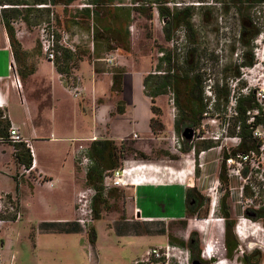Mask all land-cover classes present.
I'll return each instance as SVG.
<instances>
[{
	"label": "rangeland",
	"instance_id": "rangeland-1",
	"mask_svg": "<svg viewBox=\"0 0 264 264\" xmlns=\"http://www.w3.org/2000/svg\"><path fill=\"white\" fill-rule=\"evenodd\" d=\"M122 1L132 6V0ZM80 2L88 4L93 14H109L115 9L110 3L96 6L92 0ZM150 4L148 0L135 5L138 10L132 12L135 17L129 28V52L113 42L107 50L111 55L104 54L102 61H94L97 44L94 39L79 40L69 34L68 46L62 41L61 48L72 51L74 56L68 64L65 60L59 61L58 67L65 73L69 67V72L80 79L84 90L80 98L68 92L64 77L41 51L39 27L48 20L46 10L56 14L59 40L64 32L54 5L48 9L36 5V14H25L29 9L19 7L21 14L12 20V26L27 56L21 60H16L13 53L11 56L9 81L16 96L11 101L18 106H10L9 113L12 111L15 128H19L21 136L30 140L37 150L39 163L37 171L23 169L15 157L22 145L6 143V154L12 157L13 164L21 167L13 171L11 178L0 179L3 200L15 206V211L0 210L1 259L3 254L7 257L2 264H192L194 260L206 264H243L241 260L246 256L250 264H264V217L247 215V212L264 210V3L240 0L236 5L228 0H169L161 6L171 14L192 8L189 13L192 14L191 39H187L182 24L172 30L171 40L165 37L166 20L159 16L158 6ZM249 15L260 31L252 50L244 49L240 42L242 20ZM89 21L93 30V18ZM83 23L85 28L87 22ZM0 36L2 46L9 47L2 22ZM74 46L77 48L73 50ZM171 53L175 56L174 70L181 69L182 59L187 55L189 66H196L192 75L200 76L203 82L201 97L205 113L187 147L181 138L184 129L176 126L179 112L173 90H166L151 101L146 93L151 94L152 90H145L143 86L146 76L169 70L161 58ZM117 54L122 58L118 59ZM250 55L254 57V64L247 67L245 62ZM119 60L125 70L123 77L127 74L129 105L122 93L94 95L91 70L110 72L120 66ZM17 79L20 88L15 87ZM252 94L258 109L247 112L245 117L237 115L236 99L247 100ZM132 105L136 107V114L132 115H136L138 123L134 126L138 130L146 113H152L153 135L142 136L139 141L114 142L120 150L121 165L125 163L126 169L143 166L145 171L135 180L129 179L132 186L104 190L98 202L93 198L95 222L85 231L76 222L75 202L82 189L92 187L86 183L87 168L73 158L75 143L64 139L94 135L97 140L109 139L110 127L129 132L133 126L130 123L133 119L129 118L130 111L134 112ZM118 106L127 117H119ZM3 110L9 117L8 110ZM255 116L261 124L253 127ZM243 118L250 126L247 132H252L253 139L260 142V153L251 154L241 167L228 166L227 161L224 167L225 155L236 161L243 156L238 152ZM51 134L65 142L40 139ZM36 139L40 142L36 143ZM92 143L82 142L87 148ZM233 152L238 155L233 157ZM55 172L56 175L63 173L64 177L58 180ZM10 183L14 185L13 193L7 194L5 189ZM148 186H154L148 195L139 191ZM245 187L253 196H245ZM180 188L183 192L176 198ZM191 188L198 201L188 205L185 197ZM223 202L235 223L234 236L239 242L233 258L227 256L224 244ZM209 219L212 221L205 230L197 227L199 222ZM37 235L41 239L36 248ZM191 239L195 240L192 250L188 248ZM155 248L167 256H149L148 252ZM209 250L212 258L205 255Z\"/></svg>",
	"mask_w": 264,
	"mask_h": 264
},
{
	"label": "trees",
	"instance_id": "trees-1",
	"mask_svg": "<svg viewBox=\"0 0 264 264\" xmlns=\"http://www.w3.org/2000/svg\"><path fill=\"white\" fill-rule=\"evenodd\" d=\"M76 0H0V6H13L11 9L4 8L2 10V25L8 36L10 46L12 48V53L16 60L24 59L27 56V52L22 48L21 43L16 37L15 29L12 26V20L17 17L18 14H21L19 7H26L25 14H36L34 10L36 5H69ZM94 4H113L116 0H92ZM148 0H132V6L126 8L127 13L124 14H92L94 28L92 30L93 39L95 41L99 39H105L109 44V39L112 42L116 43L121 48L125 49L126 52L130 51L129 45V33L126 32L133 19L131 18L132 12L138 10L135 6L138 3L146 2ZM169 0H150V5H157L159 16L165 21L166 25L164 26V34L167 40H171V32L176 26H181L184 24L186 29L187 39H191L189 32L191 31V15L189 14L192 8H186L182 12H176L174 14L170 13V10L166 7L161 6L162 4L167 3ZM232 4H238L240 0H228ZM260 3H264V0H258ZM156 6V7H157ZM48 9V8H46ZM50 14V10H46ZM109 13V12H108ZM49 17V16H48ZM26 21V19L24 20ZM125 28V31H124ZM259 29L253 24L252 18L249 15L246 19L243 18L241 31H240V42L244 49L250 48L253 49V42L259 35ZM188 33V34H187ZM60 56L55 62L56 71L62 76L74 75L72 72H69V67L66 69V73L62 68H59V61L65 60V63L68 64L71 62L72 57L74 56L73 52L66 49L60 48ZM174 55L168 54L165 57L161 58V63L165 65L169 70L163 72L162 74L155 75L150 74L144 78V89L150 88L152 90L151 94L146 93L150 97L151 101L156 97L164 93L166 90H173V94L176 96V106L178 108L179 116L176 122L178 128L192 127L196 129L205 113V105L203 104L204 99L201 97L203 91V82L201 81L200 76L192 75L195 70V65L190 67L188 63L187 55L182 59V67L177 70H174L172 62L174 61ZM193 59V58H192ZM64 62L62 63L65 64ZM254 64V57L250 55L247 57L245 66L251 67ZM68 66V65H66ZM112 87L111 92L117 95L123 92V75L125 70L122 67H117L112 69ZM64 73V74H63ZM228 96V93L227 95ZM247 103V105H243ZM244 106V107H243ZM258 109L255 103V97L252 94L247 100H243L240 97L236 99L235 112L241 117H245L247 112ZM118 114H123L124 109L122 107L117 108ZM247 119L243 118L240 120L241 134L240 139L241 143L238 148V152L243 156H250L251 154H259L260 142L256 139H253L252 132H247L250 126L246 125ZM261 122L258 116L254 117L253 127L260 125ZM11 121L9 117L5 114L3 109H0V140L7 141L8 131L11 127ZM150 127L154 130L153 119L150 121ZM22 150L18 151L15 155L18 163L23 165L25 170H30L32 168V157L29 149L22 145ZM190 150V148H189ZM185 151H188L187 149ZM88 155L92 161L91 166L89 167L86 173L87 185L94 188L96 191V196L94 201L98 202L102 200L104 195V174L106 171H111L117 169L121 165V156L120 150L118 149L116 143L109 139L98 140L93 142L88 147ZM237 152H233L232 156L236 157ZM229 155L224 156L223 165L225 167L226 160L229 159ZM222 174H220L221 179ZM194 188H191L186 193V202L189 205L190 203H195L196 197L194 195ZM245 196H253V193L250 192L248 188H244ZM223 214L225 219L224 226V244L227 250V256L229 258L234 257V253L239 249V242L234 236V226L235 223L231 221V215L224 202L222 203ZM264 210L260 209L254 212H247L255 214L256 217H264ZM96 219L99 218V211L95 210ZM249 216V215H248ZM243 264H250L251 260L246 256L242 258Z\"/></svg>",
	"mask_w": 264,
	"mask_h": 264
},
{
	"label": "crops",
	"instance_id": "crops-1",
	"mask_svg": "<svg viewBox=\"0 0 264 264\" xmlns=\"http://www.w3.org/2000/svg\"><path fill=\"white\" fill-rule=\"evenodd\" d=\"M87 6H88V4L82 3V2H80V0H76L75 2H73L69 5H54L56 12H57L59 24H61V28L64 31L63 33L68 34V35L69 34L75 35L79 38V40L84 39V38L85 39L91 38V33H92L91 22L92 21L90 22L89 20L92 18L93 13H92V10H90V8H88ZM112 6L115 7V9L112 10V12H109V14H111V13H113V14H122V13L126 14L127 13L126 8L130 7V4H125V3H123L122 0H116L112 4ZM2 10H4V7H0V22H2V17H1ZM134 17H135V15L132 14L131 18L133 19ZM84 20L87 22L85 24V28L83 27V24H84L83 21ZM88 22H90V23H88ZM129 28L126 29V32H128L130 34ZM124 31H125V28H124ZM7 40H8V38H7ZM1 42L2 41H1V36H0V109L6 108L8 110V113H9L10 112L9 107L16 104L14 102V100L11 101V99L16 98V96H15V92L12 90V87H11L10 81H9V79L11 78V71H12V60H11L12 52L10 50V48H11L10 44H9V47H8V44H7V46H2ZM109 42H110V44L113 43L111 41V39H109ZM108 45H109V43L105 39L97 40L96 48L94 49V51L96 52V57L94 58V61H102L104 59V57H103L104 54L108 55L111 53V52H107V50H109ZM74 48L76 49L77 46H74L73 50H74ZM92 52H93V49H92ZM115 56L118 57V59L122 58L118 54ZM83 63L84 62L82 61L80 63V66H83ZM118 65H120L118 67L123 68L120 60L118 62ZM91 73L93 75V77H91V80L93 82L94 95L95 96L96 95L105 96L106 94H108V92H111V87H112V74H111V72L106 71L103 73H96L95 70L94 71L91 70ZM127 82L128 81H127V74H126L123 77L122 95H123L124 101H126V103L129 105L130 103L127 101V98H126V95L128 94ZM131 104H134V103L132 102ZM132 107L134 108V112L130 111V113H129V115L131 116L129 118L133 119L132 120L133 122H130L131 124L133 123L132 124L133 126L131 125L132 126L131 131L127 132V130L125 131V129H119V130L114 129V130H112V128L110 127V135H111L110 137L111 138H109V140H112V141H122V140L133 141L132 137H129L131 134H137L140 138L139 140H142L143 139L142 136H148L150 134L153 135V132H152L151 127H150V121L152 119V113L150 111L148 112V114L146 113V116L142 120V128H140L138 130L134 126L138 123V120L136 118V115H132L136 112V110H135L136 107H134L133 105H132ZM119 117L125 118V117H127V114L124 111L123 114H119ZM9 120L11 121L12 125L15 127L14 120L12 117V111H11V113H9ZM17 129L19 130L18 127H17ZM51 135H53L55 137L54 134H51ZM94 136H96V135H94ZM45 138H47V137H45ZM45 138H40V139H43L44 141H51V140H45ZM90 138H92V137H90ZM90 138H71L68 140H66V139H64V140L71 142V140H73V139H90ZM55 139L56 140H52V142H58V141L65 142L63 139H58L56 137H55ZM38 141H39V139H36V143ZM7 142H9V141H1L0 140V157H1V160H0V179L2 177L11 178L12 175H14L13 171H17L19 169V167H21V166H18V164H16V165L13 164L12 157H9V155L6 154L5 147L7 146V144H6ZM75 144H73L72 152L76 148ZM35 160H36V165H35V167H32V168L33 169L36 168V171H37L38 163H39V157H37V150L35 152ZM2 163H3V165H2ZM13 165H14V167H13ZM137 167L139 168V170L137 169ZM22 168L24 169V167H22ZM142 168H143V166H136V167L131 168V170L134 169L132 171L131 179L133 178L135 180L136 178H138L139 174H141L142 172L145 171V170L143 171ZM39 170H43V168L39 167ZM44 173H46V171H44ZM62 174L63 173L60 172L59 175L58 174L56 175V172H55L54 176H56L55 178L60 180L61 177H64ZM155 187H158V186H155ZM13 188H14V185L12 187V184L10 183L9 187L7 189H5V191L7 192V194H12ZM153 188H154V186L153 187L148 186V188L142 187V189L139 191L140 192L142 191L145 195H148L150 193L149 191L152 190ZM182 192L183 191L180 188V190L177 191V193H180V194L179 195L176 194V198H179L180 195L182 194ZM39 239H41V236L37 235L36 236V248L38 247V243L40 242ZM2 249H4V247ZM2 256H3V258L1 260H3L5 262L7 260V257L5 258V254H3Z\"/></svg>",
	"mask_w": 264,
	"mask_h": 264
},
{
	"label": "built area",
	"instance_id": "built-area-1",
	"mask_svg": "<svg viewBox=\"0 0 264 264\" xmlns=\"http://www.w3.org/2000/svg\"><path fill=\"white\" fill-rule=\"evenodd\" d=\"M38 7H44V8H50V5L46 6H38ZM39 37H40V43H41V51L45 57V59L54 66L55 62L57 61L58 57L60 56V48L62 46V41L68 46L69 42V35L63 33L61 36V40L58 38V30L56 27V14L51 11L48 17V20L41 24L39 27ZM91 38L93 39V35L91 33ZM71 48V47H69ZM107 61H111V59H107ZM64 80L66 83V89L68 92L75 98L82 97L84 90L81 85L80 79L75 75L70 76H64ZM16 87L20 88V81L17 79L16 81ZM264 97V96H263ZM139 136L137 134H134L132 137V140H139ZM45 140H56L53 135H50L49 137L45 138ZM7 141L13 143V144H21L25 145L27 149H29L31 157H32V167H35V150L30 142V140H27L23 138L19 132V130L13 126L10 127L8 131V139ZM95 142L97 140V136H93L90 139H73L71 142L78 143L79 145L74 149L73 151V158L76 159L79 164L87 168V171L89 167L92 164V161L88 155V148L85 147L82 142ZM173 141L176 143L175 138H173ZM122 142H125V140H122ZM177 144L179 145L180 149V143L179 140H177ZM249 159V156H242L240 161H236L234 158L227 159L228 166L233 167L235 165L241 167L244 163L247 162ZM139 170V168L137 167ZM144 169V167L142 168ZM134 169H126V164L123 163L120 167L117 169L106 171L104 174V189L110 190L112 188H118V187H125L129 184V179L131 178L132 171ZM30 171V170H27ZM239 172V171H238ZM95 196V191L92 188H84L82 189L76 197L75 202V210L77 213V224L83 228L85 231L89 230L95 222L93 210H92V200ZM4 196H2L0 192V210L2 208L5 209V211H15V206L13 203H6ZM138 213V210L135 211ZM19 215V214H17ZM18 217V216H17ZM149 256L155 257V258H161L164 255L167 256V254L161 252V250L155 248L148 252ZM0 264H2L1 260V249H0ZM137 264V263H136Z\"/></svg>",
	"mask_w": 264,
	"mask_h": 264
},
{
	"label": "water",
	"instance_id": "water-1",
	"mask_svg": "<svg viewBox=\"0 0 264 264\" xmlns=\"http://www.w3.org/2000/svg\"><path fill=\"white\" fill-rule=\"evenodd\" d=\"M195 135V129L192 127H186L184 128L181 138H182V142L184 144L185 147L189 146L194 138ZM252 213H247V215H251ZM192 264H203L200 260H194L192 262Z\"/></svg>",
	"mask_w": 264,
	"mask_h": 264
},
{
	"label": "bare ground",
	"instance_id": "bare-ground-1",
	"mask_svg": "<svg viewBox=\"0 0 264 264\" xmlns=\"http://www.w3.org/2000/svg\"><path fill=\"white\" fill-rule=\"evenodd\" d=\"M35 165H36V160H35ZM212 220L211 219H209V220H203V221H201V222H199V224H200V226H197L198 228L200 227L202 230H205L206 229V227L210 224V222H211ZM246 224V223H245ZM253 229V228H252ZM248 230H249V228H248ZM242 232V231H241ZM251 233V232H250ZM240 235V234H239ZM251 235V234H250ZM242 237H243V235H241ZM244 238V237H243ZM259 243V242H258ZM205 255H206V257L208 258V257H210V258H212V250H209L208 252H205Z\"/></svg>",
	"mask_w": 264,
	"mask_h": 264
},
{
	"label": "flooded vegetation",
	"instance_id": "flooded-vegetation-1",
	"mask_svg": "<svg viewBox=\"0 0 264 264\" xmlns=\"http://www.w3.org/2000/svg\"><path fill=\"white\" fill-rule=\"evenodd\" d=\"M196 201H198L197 199H196ZM191 204H193V203H191ZM251 218H255L256 217V215L255 214H251V215H249ZM194 239H191L190 240V242H189V244H188V248L189 249H193L194 248ZM203 264H206V263H204V262H202Z\"/></svg>",
	"mask_w": 264,
	"mask_h": 264
}]
</instances>
